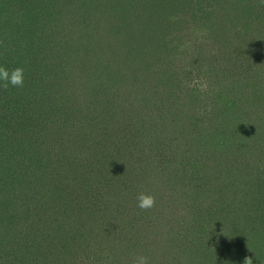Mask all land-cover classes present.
<instances>
[{
	"label": "trees",
	"instance_id": "16d2710c",
	"mask_svg": "<svg viewBox=\"0 0 264 264\" xmlns=\"http://www.w3.org/2000/svg\"><path fill=\"white\" fill-rule=\"evenodd\" d=\"M83 2L85 5L97 3L95 0ZM224 2L228 4L227 10L232 8L233 13L239 18L237 26L241 27L240 24L244 23L251 32L254 27L249 24L251 20L249 16L254 10L256 0H225ZM65 4H67L65 0H0V67L6 68L10 74L17 68L24 70L23 86L10 84L5 86V82L0 81V264H123L124 262L130 264L129 260L136 258L132 246L138 241H131L129 237L125 243L121 242L120 245L116 243L123 217H119V213L116 214L115 211L109 214V205L113 204L108 197L126 198L138 205V196L141 193L150 195L155 198L154 206L148 208L152 210L157 204L159 208H163V203L167 201L166 196L174 198L176 194H181L184 197L189 195L197 197L199 192L202 193L203 187H210L208 183L211 182L215 184V190L211 188L216 193L214 199L220 202L217 208L211 211L214 214L210 213L209 217L202 218L197 214L192 218L193 223L196 224L197 221L199 226H194L196 229L194 233L191 231V244H196L198 239L199 242L206 238L210 239V235L214 233L212 231L221 225L229 243H238V238L242 236L240 239L242 246L250 242L255 245L253 249L247 250L250 258L256 248L264 243V85L260 86L258 95L254 92L256 87L252 88L254 102L249 106L255 115L245 119L241 115L247 107L246 100H238L226 95L219 99L216 96L221 95L223 91L217 90L214 93L212 90L215 98H211V95L206 96L207 103L210 97L209 106L206 105L204 110H196L194 114L197 116L195 126L200 127L198 130H191L190 123L177 126L176 121L167 120L171 112L165 106L169 103L166 97L152 86L147 90L157 94L153 102L154 104L161 102L158 104L162 106L159 123L149 127L141 126L139 132L133 131L134 133L128 134V128L132 124L128 121L129 118L126 119L124 116L122 121L126 126L120 131L121 145L111 148L110 143L107 142L102 149L101 142L99 144L97 142L98 127L100 126L110 135L114 133L115 128L107 126L110 125L107 121L99 120L104 115L94 118L96 111L99 110L98 98H88V102L79 104L80 108L63 96L67 93L68 86L80 87V84H71V81H78V78L80 80L89 72L91 75L90 68L87 64H83V54L77 53V56L70 60L76 61L79 67L76 70H69L72 68L70 66L72 63L62 62L61 59L65 54L63 50L66 47L65 43L67 44L66 36H77L79 39L90 36L98 38L97 35H101V32L111 34L115 27L111 24L108 25L109 27L100 26L102 24L95 26L93 18L91 24H85L84 15L106 16L112 11L106 9L99 11L98 7L95 10L83 9L86 6L77 2L73 12L66 15L71 11L64 13L62 8ZM114 9L116 10L115 6ZM243 16L246 20L241 22ZM54 22L61 28L58 30V35L52 32L54 27L57 28L56 24L53 25ZM62 22L66 25L64 28ZM118 30L120 31L112 33L113 39L107 40L111 43L115 42L112 50L117 46L118 51L123 49L124 52L132 53L133 48L138 47L135 46L133 37L129 38L131 36L129 30L124 28ZM224 36L222 48L228 53V69L232 71L233 68L236 75L239 74L240 69H252L253 65L249 66L252 59L260 57L257 56L258 51H264V34L254 37L255 41H247L248 32L241 35L236 26H229ZM106 39L104 38L103 41ZM148 40L151 43L152 38L149 36ZM106 44L110 47L109 42ZM109 54L111 55L110 51ZM105 58L106 61L109 59ZM99 61L105 62L101 58ZM109 63L108 68H114L115 62L112 60ZM140 71L139 76L142 77L144 75L142 66ZM108 73L109 70L106 73L98 72L104 79L108 77ZM94 77H91L92 82ZM165 77V73L161 71L157 75L159 78L157 80L164 83ZM119 86H122L120 90L112 88L110 90L106 86V94L113 97L108 98V104H113L115 108L117 106L116 115L124 112V109H127L126 115L135 113L133 111L135 109L142 110V113L147 112L145 98L142 100L140 97L129 104L131 98H128L127 92L122 90L123 84H114V87ZM133 87L139 88L142 93L146 88L143 84H136ZM171 91L172 89L165 90L164 93ZM113 93L115 95H112ZM87 94L89 93L85 94L86 97ZM186 94L192 97L191 109L195 110L203 102L200 95L197 96L194 91ZM149 98L150 96H146V99ZM67 101L70 103L68 104ZM184 106L188 107L186 104ZM84 108L87 112L93 111L91 115L86 113L83 117ZM212 113L216 116L215 121L221 126L218 127L213 121L209 123L204 121V118H200ZM81 118L84 124L78 128V121ZM168 121L171 123L168 124ZM119 122L122 124L121 121ZM127 122L130 125H127ZM177 131L180 132V136H175ZM57 137L60 140L66 139L59 150L55 146ZM196 137L200 144H205V147L209 146L208 148L217 147L219 139L223 141L224 146L221 149L225 150L223 157H227L229 151L240 158L236 168L232 169L237 175H232L226 170L229 178L218 181L212 178L209 181L197 182L199 178H196L191 170L183 167L178 172V181L181 184L175 183L172 165L166 157H163L165 155L163 152L168 150V145H173V139L179 140L182 145L191 143L190 139L194 142ZM131 139L133 142H139L140 147L130 151L133 145L129 144ZM255 152L256 166L250 168ZM220 158L222 156H219L217 161L223 160ZM96 169L97 171L101 169L103 172L100 173L104 176H99L95 172ZM248 171L256 173V177ZM169 177L173 182L166 181ZM252 178L258 181L256 185L253 184ZM167 185L169 188L176 187L165 192L164 188L166 189ZM252 188L256 190L249 204L248 199H244V202L242 200L241 213L236 214L237 220H240L242 225L240 224L237 230L234 222V226L230 228L222 199L228 197L229 193L248 194ZM76 195L78 198L75 197ZM52 206L54 217L50 223H47L43 218L49 215ZM245 208L252 212L251 219L247 216ZM175 218L177 220V216L173 217ZM173 219L171 216L166 222L157 219L152 229L155 228L157 234L166 230L171 233L176 221ZM131 222L136 223L137 220L133 218ZM252 227L259 232L258 239L263 238L262 241L258 240V243L261 242L258 245L252 243L254 238L250 239L253 233ZM102 233L106 236L108 234V237L98 240ZM161 240L163 243L164 238ZM252 245L248 244L249 247H253ZM154 246L157 247L156 244ZM117 247H122L125 252L120 255L115 250Z\"/></svg>",
	"mask_w": 264,
	"mask_h": 264
},
{
	"label": "rangeland",
	"instance_id": "374dc122",
	"mask_svg": "<svg viewBox=\"0 0 264 264\" xmlns=\"http://www.w3.org/2000/svg\"><path fill=\"white\" fill-rule=\"evenodd\" d=\"M65 1L67 4L62 8L64 13L71 11L66 15L73 12L77 2H81V4L84 3V0ZM112 1L95 0V3L97 2L96 5H85L84 3L83 6H86V8L83 7V9L91 8L95 10L98 7L97 9L99 11H104V9L112 11L106 16L99 15L98 17H90L91 15L89 14L90 16L88 15L87 17L84 15L86 19L84 23L91 24V19L93 18V24L95 26L98 24H102L100 26L105 27H109V24L115 26L111 31L112 33L120 31L118 29L121 28L129 30L131 34L129 38L133 37L135 46L138 48H133L132 53L131 51H127L128 53L124 52L123 49H121L122 52L118 51L116 49L117 46L112 50L115 42L112 41L111 43V41L107 40L113 39L111 37H114V35L107 32H101V35H97L98 38H91L90 36L89 38L80 37L79 39L77 36H66L67 44L65 43L66 47L63 50L65 54L61 59L62 62L72 63L70 65L72 68L69 70H76V68H79L77 67L76 61L73 62L70 60L77 56V53L80 55L83 54L82 62L83 64H87L88 68H90L89 71H91V75L89 72L82 76L80 80L78 78V81H71V84H80V87L73 88L72 86H68V91L67 93L65 91L66 94L63 96L79 107L81 106L79 105L80 103L85 104V102H88V98H98L99 110L96 111L94 118L96 119V116L98 118L99 115H104L103 118L99 120L103 119L110 124L107 126L115 128L114 133L110 135L105 132L103 128L100 126L98 127L97 134L99 137L97 138V142L98 144L101 142L100 146H103L107 142L110 143L109 146H111V148L121 145L120 140L122 136L120 135V131L126 126H124V122L122 121V117L124 116L126 119L129 118L128 121H131L130 124H132L130 125L127 122V125H130L127 131L128 134L134 133L133 131L139 132L141 126L149 127L150 125L159 123V112L162 110V106L159 105L161 102L154 104L153 99L157 97V94L154 91L147 90L152 88V86H155L158 91L166 97V101L169 103L165 106V108L171 112L167 116V120L176 121L177 126L190 123L191 130H198V128H200L199 126H195L197 116L194 114L199 111L198 109L204 110L206 109V105L209 106L210 97L207 103L206 96L211 95V98H215L214 93L217 90L223 92L221 95L216 96V98L222 99V97L232 96L238 100H246L247 107H245L244 113L241 115L243 119L255 115L254 111L250 110L249 105H252L254 102L253 93L255 92V95H258L260 86L262 84L264 85V51H258L257 56L260 57L252 59L249 65H253L252 69H240L239 74L236 75L233 68L232 71L228 69V53L222 48V46H224L222 39L225 37L224 34L227 33L229 26H236L241 35H245L248 32L249 36H246L247 41L254 40V37L264 34V0H256L254 10H252L249 16V18H251L249 24L254 27L251 32L244 26V23L240 24L241 27L237 26L239 24L237 19L239 18L233 13L232 8L227 10L226 7L228 4L224 2L225 0ZM165 16L167 17L165 18ZM95 19L96 21H94ZM244 20H246V18L243 16L241 22ZM55 24L57 28L52 27V32L54 31L53 33L58 35V30L61 28L56 22L53 23V25ZM64 26L66 25L62 22V27L64 28ZM149 36L152 38L151 43H149L148 40ZM104 38L106 39L105 41H103ZM97 39H100V41ZM107 42L110 43V47L107 46ZM117 44L119 45V41H117ZM105 57L109 59L106 61ZM100 58L105 62L102 63V61H99ZM112 60L115 62L114 68H108L110 66L109 62ZM146 63L148 65H146ZM140 66L143 67L142 74L144 75L142 77L139 76V72H141ZM107 70H109L108 77H106V79L100 77L98 72L106 73ZM161 71L166 75L164 83L163 81L157 80L159 79L157 75ZM67 74L71 75V73ZM111 74L112 77L110 78ZM90 76L94 77L93 82ZM114 84H123L122 90L125 93L127 92L128 98H131L129 104H132L133 100L139 99L140 97L142 100L145 98L147 112L142 113V110H133L129 108L135 113L126 115L127 109H124V112L116 115L117 106L115 108L113 104H108V98L112 99L113 97L106 94V86L110 88V90L111 88L118 90L122 88V86L114 87ZM136 84H143L144 87H146L143 93L139 88L133 87ZM253 87H256L254 92H252ZM170 89H172L170 93H164L165 90ZM189 91H194L197 96L200 95V99L205 104L201 102L195 110L191 109L192 97L186 94ZM86 93H89L87 97L85 95ZM112 95L115 94L113 93ZM146 96H150V98L146 99ZM70 102H68V104ZM185 104L188 105V107L184 106ZM92 112H87L86 108H84L83 117L84 114L90 113L91 115ZM215 117L216 116L212 113V115L209 114L207 117L200 118H204V121L209 123L213 121L218 127L221 126L218 121H215ZM82 118L78 121V128H81L84 124ZM119 121H121L122 124ZM171 121H168V124H170ZM158 127L162 128L160 126ZM175 136H180V132L177 131ZM56 139L58 140H56L57 143H55V146L57 150H59L63 147L66 139L60 140L58 137ZM226 139L228 138H225V140ZM172 142L173 145H168V150L165 148L166 150L162 152L165 154L163 157H166L167 161L172 165V174L175 183L181 184V182L178 181V172L181 171L183 167H186L187 170H191V173H194L195 177L199 178L197 182L203 180L209 181L212 178H214L215 181L227 178L229 175L226 170H229L232 175H237L232 169L236 168L235 166L240 158L238 155H234L229 151L227 152L228 158L226 156L223 157V155H225V150L221 149H223L224 142H221L220 139L217 141V147L215 148H208L209 146L205 147V144H200L197 137L194 142L190 139L191 143H184L182 145L179 140L176 141L173 139ZM129 144H133L131 145L130 151L140 147L139 142H133V139H131ZM101 148L104 149L105 146ZM256 154L255 152L252 156L254 159L250 168L253 165L256 166ZM219 156H222V158H220L223 159L221 162L217 161ZM95 172L98 173L99 176H104V174L102 175L100 173L103 172L101 169H98V171L96 169ZM252 172L253 171H248L249 174H253L256 177V173ZM101 178L102 177H100V179ZM166 181L168 183L173 182L171 181V177L166 179ZM68 182L73 183L72 181ZM257 183L258 181L254 178L253 184L256 185ZM208 184L210 187H203L204 189L201 190L202 193L199 192L200 194L198 195L200 196L197 195V197H192L190 195L184 197L181 194H176L175 197L172 198L167 197L165 194V200L167 201L163 203V208H159L157 204L152 210L141 208L139 204H133L132 201L126 198L120 199V197H115L110 199V197H108V200L113 204L109 205V214H113L115 211L116 214L119 213V217H123L121 231L117 233L119 239L115 238L116 243L119 245L121 242L125 243V240H128L129 237H131V241L137 240L138 245L132 246V250L135 251V257H147L148 264H245L246 259L249 258L247 250L253 249L255 245H252L250 242L248 243L249 246L252 245L253 247H249L248 244L242 246L240 241L242 236L238 238V243H229L227 240L228 238L223 234L221 225H219L215 231H212V233H214L210 235V239L206 238L202 240V242H199L198 239L196 244H191V231L194 233L196 231L195 227L199 226L197 221L195 222L196 224L193 223L192 218L197 214L202 218L209 217L211 211L217 208L220 202L214 199V182ZM173 187L175 188L176 186ZM173 187L171 186L169 188V185H167L164 191L167 192L168 189L174 190ZM255 190V188H252L251 192L248 194L229 193L227 195L228 197L222 199L224 207L226 208L225 215L228 217L230 228L234 226L235 222L237 230H239V225H242V222L237 220L236 214L241 213L240 209L243 208V203L240 204V202H242V200L244 202V199H248L247 202L249 204ZM75 197L78 198V195ZM169 198L172 199L170 200ZM86 206H88L87 203ZM194 208L196 209L191 212ZM245 212L251 219L252 212L247 209ZM48 214L47 217L43 218V221L50 223L54 217L53 206L50 208ZM212 214H214V212H212L211 215ZM170 216L172 219L177 216V220L176 218L173 219L176 221H174L172 232L169 233L166 230L164 233L160 232L157 234L156 229H152V225L155 226L157 219H159V221L162 220L161 222H166ZM133 218L137 220L136 223L131 222ZM207 222L204 224L208 226ZM251 229H253V233L250 239L254 238L252 243H257L258 245L261 243H258V240L262 241L264 236L258 239L257 233L259 232L254 230L253 227ZM238 233L241 234L239 231ZM107 237L108 234L106 236L105 233H102L98 240H104V238ZM110 237L112 238V236ZM162 238H164L163 243H161ZM155 244L157 247L154 246ZM260 247L261 249H259ZM115 250L116 252L118 251L120 255L122 252H125L122 247H117ZM213 251H215V253H213ZM136 258L129 260L130 264H135ZM250 258L252 259V264H264L263 242L262 245H259L254 253L250 255ZM123 264L126 263L124 262Z\"/></svg>",
	"mask_w": 264,
	"mask_h": 264
},
{
	"label": "clouds",
	"instance_id": "9594fccd",
	"mask_svg": "<svg viewBox=\"0 0 264 264\" xmlns=\"http://www.w3.org/2000/svg\"><path fill=\"white\" fill-rule=\"evenodd\" d=\"M23 72L24 70L22 68H17L10 74L6 68L0 67V81L5 82V86H8L9 84L12 86H23ZM138 200L139 207L145 209L151 208L155 204V198L153 196L145 195L143 193L138 196ZM135 264H148V259L145 256H138L135 260ZM245 264H252V259H246Z\"/></svg>",
	"mask_w": 264,
	"mask_h": 264
}]
</instances>
